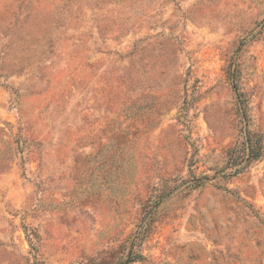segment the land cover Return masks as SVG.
Here are the masks:
<instances>
[{
  "label": "rangeland",
  "instance_id": "obj_1",
  "mask_svg": "<svg viewBox=\"0 0 264 264\" xmlns=\"http://www.w3.org/2000/svg\"><path fill=\"white\" fill-rule=\"evenodd\" d=\"M0 264H264V0H0Z\"/></svg>",
  "mask_w": 264,
  "mask_h": 264
},
{
  "label": "trees",
  "instance_id": "obj_2",
  "mask_svg": "<svg viewBox=\"0 0 264 264\" xmlns=\"http://www.w3.org/2000/svg\"><path fill=\"white\" fill-rule=\"evenodd\" d=\"M250 146V145H249Z\"/></svg>",
  "mask_w": 264,
  "mask_h": 264
}]
</instances>
